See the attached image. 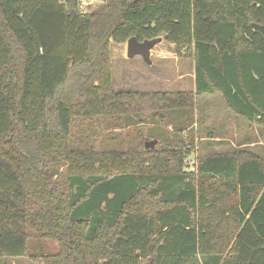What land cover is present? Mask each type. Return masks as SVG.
<instances>
[{"label":"trees","instance_id":"obj_1","mask_svg":"<svg viewBox=\"0 0 264 264\" xmlns=\"http://www.w3.org/2000/svg\"><path fill=\"white\" fill-rule=\"evenodd\" d=\"M134 36L191 57L195 94L116 90L111 47ZM216 93L264 124V0H0V264L44 241L45 264H264V160L186 165L195 95ZM157 107L154 149L78 129Z\"/></svg>","mask_w":264,"mask_h":264},{"label":"rangeland","instance_id":"obj_2","mask_svg":"<svg viewBox=\"0 0 264 264\" xmlns=\"http://www.w3.org/2000/svg\"><path fill=\"white\" fill-rule=\"evenodd\" d=\"M103 2L104 0H81V6L84 11H88L100 7ZM160 37L162 40L153 47L150 61H146L140 55L128 57L127 42L112 45L113 85L116 90L183 91L195 94L194 60L191 57L178 56L175 46H171V43L166 41L164 36ZM158 112L163 117L165 116V110L157 107L151 111L145 109L140 114L137 113V117L141 119L137 118L138 121L134 124H127L126 122H123L122 125L110 122L106 124L102 120H96L94 129L85 126L78 129L84 134L93 132L94 140L102 148H105L106 144L115 147L117 143L122 141L131 144L140 142L145 144L147 141L159 140L148 135L149 131L154 130L155 127L171 129V126L166 125L165 122L149 120L150 117L151 119L154 118V113ZM191 113L195 121L192 126L195 152L188 155L186 165L192 170H195L198 159L206 155L243 152L245 155L260 156L264 160V124L258 121L249 122L235 114L227 106L220 93L195 95ZM188 134V130L183 133L185 137L189 136ZM41 244L44 250L38 249L36 258L31 257L34 253L21 257H8L7 263L45 264L41 256L43 253L57 252L58 244L50 241H44ZM141 264L146 263L142 262Z\"/></svg>","mask_w":264,"mask_h":264},{"label":"water","instance_id":"obj_3","mask_svg":"<svg viewBox=\"0 0 264 264\" xmlns=\"http://www.w3.org/2000/svg\"><path fill=\"white\" fill-rule=\"evenodd\" d=\"M160 41V37L154 39H146L139 41L137 37H131L127 41V55L128 57H134L136 55L142 56L146 61H150L151 49ZM158 140L147 141L145 143L146 148H154Z\"/></svg>","mask_w":264,"mask_h":264},{"label":"crops","instance_id":"obj_4","mask_svg":"<svg viewBox=\"0 0 264 264\" xmlns=\"http://www.w3.org/2000/svg\"><path fill=\"white\" fill-rule=\"evenodd\" d=\"M162 40V37H160V41ZM159 41V42H160ZM171 46H173L174 47V44H171ZM152 50H153V48L151 49V54H152ZM155 50V49H154ZM154 52V51H153Z\"/></svg>","mask_w":264,"mask_h":264}]
</instances>
